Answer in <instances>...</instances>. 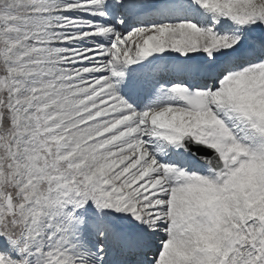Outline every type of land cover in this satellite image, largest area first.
Segmentation results:
<instances>
[{
  "label": "snow or ice",
  "instance_id": "6c2138e0",
  "mask_svg": "<svg viewBox=\"0 0 264 264\" xmlns=\"http://www.w3.org/2000/svg\"><path fill=\"white\" fill-rule=\"evenodd\" d=\"M0 264H264V0H0Z\"/></svg>",
  "mask_w": 264,
  "mask_h": 264
}]
</instances>
